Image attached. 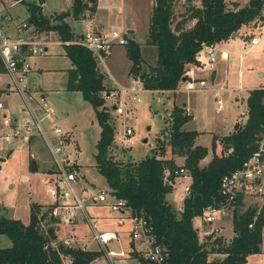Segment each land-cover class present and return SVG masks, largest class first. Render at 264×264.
Returning a JSON list of instances; mask_svg holds the SVG:
<instances>
[{"label": "trees", "instance_id": "obj_1", "mask_svg": "<svg viewBox=\"0 0 264 264\" xmlns=\"http://www.w3.org/2000/svg\"><path fill=\"white\" fill-rule=\"evenodd\" d=\"M26 3L28 22L37 31L54 30L62 40L65 54L72 67L67 70L66 89L80 91L82 98L95 111L100 134L95 145L96 169L107 183L110 196L121 198L135 215L144 216L152 226L159 243L165 246L172 264H245L249 255L261 252L264 233V198L260 205L238 209L242 195L232 210L234 235L229 242L217 237L212 244L201 243L193 219L202 215L208 206L218 207L223 199L219 193L222 176L241 168L264 143V87L253 88L247 97V117L232 133L212 136L211 160L201 166L208 148L196 144L197 131L183 129L191 119L185 106L175 104L170 114L167 137L152 155L126 164L110 157L114 149L115 128L103 93L105 74L99 70L97 58L83 45L73 43V33L66 16L78 18L86 10L93 12L97 0H72L68 10L53 16L42 12V0H18ZM186 10L174 21L177 0H154L146 45H153L156 60L143 64L140 44L127 39L125 53L131 66L129 76L138 79L146 91H176L183 84L184 72L205 46H214L229 38L242 25L257 21L264 10V0H248L239 6L234 0H184ZM194 1L197 2L194 3ZM231 1V2H229ZM193 20L192 25L186 23ZM173 22L174 25H173ZM222 146L220 155L214 153L216 144ZM170 148L173 157L165 159ZM264 154V151H262ZM174 157H183L181 167L191 179L182 211L178 212L167 201L179 169ZM2 160H0L1 162ZM78 170V166L74 165ZM57 204L30 205L27 225L19 219L0 218V235L11 242L0 247V264H91L103 251L63 245L58 241L60 217L53 215ZM43 221L45 224H43ZM45 228H43V226ZM217 234V233H216ZM210 239V236L208 237ZM217 253L220 259H209Z\"/></svg>", "mask_w": 264, "mask_h": 264}, {"label": "rangeland", "instance_id": "obj_2", "mask_svg": "<svg viewBox=\"0 0 264 264\" xmlns=\"http://www.w3.org/2000/svg\"><path fill=\"white\" fill-rule=\"evenodd\" d=\"M43 1V0H42ZM131 1L130 4L133 6L134 17L136 22L139 24V28L142 31L145 29V23L147 22L148 13H152L151 8L153 7L154 0H126ZM231 2V1H229ZM71 0H44L42 11L46 15H50L54 12H60L61 9H67L71 6ZM194 3L197 4L196 1ZM8 5H13L9 8V11L15 17L14 19L19 22L27 20L28 10L26 3L23 2H10ZM186 10V3L184 0H177L174 5V21L176 22L182 16L185 17L183 13ZM12 17V18H13ZM66 21L70 24L71 30L76 35L78 31L85 27V21L79 18H73L72 15L65 17ZM173 22V25L174 23ZM257 23L255 24L258 30H256L257 35L261 36L260 47L264 46V24L261 22L260 16L258 17ZM189 22L186 23V25ZM254 29L252 26L251 31ZM118 48L115 50V55L112 61H101L99 63L102 71H105L107 76V81H105L106 93H108L105 104L108 105L111 114V123L113 124L114 131V145L117 147L110 151V157L117 162L126 164L128 162L133 163L134 161H140L152 155L154 149L159 144L158 140L161 141L166 138L168 134V128L170 125V114L173 109V103L183 104L182 102L189 103V105H194L193 113L195 119H190L186 127L189 130H207L213 131L215 133L225 134L228 130L235 127L236 123L238 125L244 124V111L247 107V96L249 89L252 85L244 81L243 84L248 88L240 89L236 94L238 99L231 100L229 94L225 93L223 95V108L221 110L216 109V103L214 101V95L208 92L193 93V92H183L177 93L174 96L171 92H166L164 95L158 92H151L143 90L140 82H136L135 86L138 87V93H129L123 91L124 89H129L132 86L130 82V77L128 76V70L126 67L129 64L125 54L122 52L123 45H117ZM114 46V45H113ZM264 49V48H263ZM62 45L55 47L50 46L49 51H46V56H33L30 58V63L36 64L42 72L35 71L34 77L26 78V85L30 87L31 90L38 95H41V90H37L40 86L44 90L43 94H47V100L51 107L54 108L56 116V124L63 128L66 132V136L69 137L68 131L72 132L70 141H67L64 145L63 156L69 159L70 163L78 165V181L76 187L78 190L83 188V191L98 193L99 190H104L108 192L107 183L102 175L96 169V162L94 154L96 152L95 145L97 143L98 136L100 134V125L97 123L96 114L92 106H90L83 98L82 94L76 91H71L65 89L66 73L56 70L57 68L67 67L70 64L68 57L62 53ZM155 50L151 47H144L142 49V57L144 59L143 64L152 65L155 63ZM245 55V52H243ZM248 57V56H247ZM264 57V50L259 52H253L251 58L261 60ZM249 58V57H248ZM127 63V64H126ZM199 74L202 69H198ZM231 79L228 85L232 87H239L237 83V71L232 69ZM235 72V74H234ZM43 73V74H42ZM4 79V78H3ZM40 84H33V83ZM116 83L114 89L109 86V83ZM114 91L118 96L114 95ZM235 94V95H236ZM139 99L138 101L136 99ZM6 99V98H4ZM120 102L125 110L124 114H117L113 107L115 103ZM8 114L18 117L19 122H25L28 118V114L21 113L23 103L20 100L18 94L13 95L10 100H8ZM242 115V116H241ZM59 118H63V121H59ZM240 118V119H239ZM239 119V120H238ZM48 127V126H47ZM129 129L132 134L127 138L124 137L122 142L115 140L116 136L125 135V131ZM165 134V135H164ZM38 137V136H37ZM51 137V135H50ZM160 137V138H159ZM163 137V138H162ZM31 147L33 149L32 153L36 154L37 170L33 169V164L29 166V157L26 166L21 163V158L24 151L29 149L27 140L20 138H13L9 143L0 140V156H5L9 149H13L14 154L8 166V169L0 176V201L4 205L11 209L13 212L8 211V215L12 213L20 217L21 221L24 223L29 222V205L32 203L47 204L56 203L59 208L55 209L58 217L65 218L68 216L70 211L73 209L62 208L63 199L61 196L51 194V190H55L56 186L53 182L52 171L45 172L46 168L53 166L54 160L51 157L49 146L40 137L37 140L32 141ZM206 144L210 146L211 138L209 133H205L200 140V144ZM28 152V151H27ZM214 153L217 154L214 150ZM219 153V152H218ZM39 157V158H38ZM75 167V166H74ZM77 169V168H76ZM52 179V181H51ZM175 184L168 195V200L172 207L179 211L184 197L186 196L183 187L189 181L188 179L182 180L179 177L176 178ZM66 187L65 183L60 185V190ZM109 193V192H108ZM109 196H107L108 199ZM247 199V203L261 202L263 197L250 195ZM72 201V199H69ZM108 202L113 201L108 199ZM102 208V209H100ZM86 210L88 214L96 220L95 223L99 230L105 229L102 225L105 221L112 220L109 214V210L105 207H90L88 206ZM84 215V213H83ZM76 215L74 226L62 227L61 238H74L77 241L72 243L77 247L85 248L88 246L89 250H100L101 246L97 245L93 240V231L90 228L85 215ZM110 218H106L109 217ZM4 217H8L7 214ZM106 219H105V218ZM85 218V219H84ZM98 220H97V219ZM230 223V217L227 218ZM115 221V220H113ZM200 222V217L193 220L195 224ZM47 221H43V224ZM66 223V222H65ZM220 228L217 229V234L209 236H203L202 233L198 231L199 241L201 243L208 242L212 244L213 239L220 237L225 240L229 239V224L224 222L218 223ZM43 226V225H42ZM209 227V225H207ZM123 227V233L121 236L122 247L125 250L128 249V234L126 232L129 229V222L125 220ZM119 227V228H120ZM43 228H45L43 226ZM213 228V227H212ZM58 229V228H57ZM125 231V232H124ZM68 235V236H67ZM5 240L6 243H4ZM65 240V239H63ZM63 240H60L61 243ZM59 241V240H58ZM84 243H79L83 242ZM87 243V245L85 244ZM11 245L8 237L0 235V247L5 248ZM108 249L113 251H118L121 246L118 242H110L108 244ZM220 259L221 256L214 253L209 256V259ZM69 261L68 258H64V263ZM91 264H111L108 257L103 251L102 255L91 262ZM133 264V263H129ZM245 264H264V253H257L248 256V260Z\"/></svg>", "mask_w": 264, "mask_h": 264}, {"label": "built area", "instance_id": "obj_3", "mask_svg": "<svg viewBox=\"0 0 264 264\" xmlns=\"http://www.w3.org/2000/svg\"><path fill=\"white\" fill-rule=\"evenodd\" d=\"M261 22L264 24V10ZM82 35L79 43L88 49L98 61L101 60L102 54L110 50L113 45H125L127 43L126 34L117 29H113L107 34L87 30ZM257 41V35H252L249 39L251 46ZM48 44V39L40 36L35 27L29 24L27 20L19 22L9 16L6 13L3 0H0V140L9 143L13 138L28 140L29 137L38 135L48 144L51 157L54 160L53 182L56 189L53 190V194L62 197L61 206L63 209H73L68 216L61 217L62 221L70 223L76 215H83L84 213L90 228H92L94 240L102 247L101 250L105 252L111 264H129L130 262L133 264H172L171 260L168 259L167 249L158 242L152 226L149 225L144 216L133 214L125 200L113 198L112 202H107L109 193L104 190H99L98 193H84L82 188L81 190L77 189L78 171L74 167L75 164L70 163L69 159L63 156L64 145L68 139L66 132L56 124V113L50 103L26 85V78L31 70L30 58L43 55ZM217 51L214 46H205L200 50L196 57L197 64H191L184 72L183 86H185L186 91L201 92L207 89L206 80L199 78L196 70L202 65L212 63L216 59ZM11 93L18 94L23 103L22 112L28 114L25 122H19L18 117L8 114L9 108L6 99ZM114 95L118 96L115 91ZM215 103L218 110L223 107L220 96ZM114 110L117 114L125 113L120 102L114 104ZM186 114L190 115V112L187 110ZM131 134V130L127 129L125 135H118L115 140L122 142L124 137L128 138ZM262 151L264 150L261 147L244 162L241 168L222 176L219 193L223 199L220 206H208L204 209L202 215L199 216L203 227L210 226L222 215L232 212L238 197L243 194L264 198V154ZM173 173L177 178L189 180L183 187L186 195L189 194L191 177L187 169L180 166ZM64 183L66 187L60 190V185ZM88 206L107 207L108 210L117 215L116 226H123L125 220L129 222L127 250L121 246L116 232L97 228L96 220L86 210ZM57 208L59 207L57 206L52 210L54 216H58L54 211ZM217 231L216 228H211L204 229L201 233L203 236H210L216 234ZM73 241L77 240L65 238L62 244L77 247L72 243ZM110 242H118L121 248L118 251L109 250L108 244Z\"/></svg>", "mask_w": 264, "mask_h": 264}, {"label": "crops", "instance_id": "obj_4", "mask_svg": "<svg viewBox=\"0 0 264 264\" xmlns=\"http://www.w3.org/2000/svg\"><path fill=\"white\" fill-rule=\"evenodd\" d=\"M12 1L15 2V3L16 2L17 3L21 2V1H18V0H12ZM234 1H237L238 5L241 6V5L246 4L248 0H234ZM8 2H10V0H3V3L5 5L6 13L9 16L13 17L11 12L9 11V8L12 7L13 5H8L7 4ZM130 2L131 1L127 2L126 0H97L96 8H95V10L93 12H91L90 10H86L82 14V16L78 17L79 19H83L85 21V27L83 29H81L80 31H78V33L76 35H74V33L72 32L73 36H74V38L72 40L73 43H78L79 39L82 38V36H83L82 34L85 31H87V30H93V31H98L100 33L107 34V33H110L113 29H117V30H120V31L124 32L126 34V36H127V39L132 37L136 41H138V43L140 44V52L142 51V49L144 47H147V48L151 47V50H152V48L155 50V47L153 45H149V44L146 45V41H147V37H148V34H147L148 33V27H149V23H150V20H151L150 13H148V15H147L148 18H147V22L145 23V29L142 31V29L139 28V24L136 22V18L134 17V11L135 10L133 9V6H131ZM43 3H44V0L42 1V4H41L42 8H43ZM72 3H73V1H72ZM72 3H71V6H72ZM71 6L69 8H67V9H61L60 11L68 10V9L71 8ZM152 8H151V10H152ZM57 13H60V12H54V13H51L50 15H47V16L51 17V16H53L54 14H57ZM13 18H15V17H13ZM27 21H28V19H27ZM188 22H189V24H187V26H190V25H192L193 20H190ZM256 23H257L256 21H251L250 23L244 24L238 30V35H234V37L230 36L227 39L219 41V43H217V45H214L215 49L218 50L217 51V55H216V59L210 64L202 65L200 67L202 69L200 74H199V70L198 69L196 70L197 71V76L199 78H204L206 80V82H207V85H208L207 89L203 90L201 92L212 93L214 95V101H216V99L220 96L221 99H222V102H223V95L225 93H227L230 96H232V97H230L231 100L238 99V97H237L238 95L236 94V92H238L239 88L240 89L248 88V87H246L245 84H243L244 81H247L248 84L252 85V87L249 89V92L251 90H253V88L264 87V57L261 58V60H259V58H257V59L251 58V55H252L253 52L261 53V51L264 50L263 49L264 46H262V47L259 46V44L261 43V39L262 38H261V36L257 35L256 30H258L259 28L255 27ZM252 26H254V29L251 31ZM38 32H39L40 36H44V37H46L48 39V41H49V44L47 46V50L48 51H49V47L50 46L55 47V46H58V45L59 46L62 45V47H63L62 40L60 39V36H58L56 31H54V30L44 31L43 30V31H38ZM252 35H257L258 36V41H257L256 44L251 46L250 43H249V39L252 37ZM123 47H124V49H123L122 52L125 54V56L127 58V55L125 53V45H123ZM116 48H118V46L114 45L112 48H110V50H108L107 52L102 54V58H101L100 61L97 60L98 67H99L100 71H102L101 70L102 68H100L99 63L101 61H103V62L106 61V63H108V61H112L113 58H114V55H115L114 52L116 51L115 50ZM243 52H245V55L243 54ZM45 53H43V55H41V56H46ZM62 53L66 57H68L65 54L64 47H63ZM155 55H156V53H155ZM127 60H128V58H127ZM155 60H156V58H155ZM128 62H129V64L126 63L128 65L126 67V69L128 70L127 73H128V76H129V68L131 66V61L128 60ZM71 67H72V65H71V61H70L69 66L61 67V68H57L56 69L58 71L62 70L63 72L66 73L65 89H66V84H67V80H68V72H67V70L70 69ZM232 69L233 70L236 69V71H237V83H238L239 87H237V86L236 87H232L231 85H228V82L231 79V74L233 73ZM36 70H37V72H39V71L42 72V70L36 64H34V67L31 64V70H30L29 74L27 75V77H29V78L34 77ZM102 72L105 74V80H104V85H105V81H107L108 74L105 71H102ZM234 74H235V72H234ZM130 80H131L130 82L132 83L131 88L124 89L123 91L129 92V93L133 92L134 94L138 93L139 89H138V87L135 86V84H136L137 81L138 82H140V81L138 79H134L133 77H130ZM33 84H40V83L38 81V83H33ZM115 84H116L115 82H114V84L113 83H109V86L112 89H114ZM38 87L39 88L37 90H41V92H40L41 93V97H43V98H45L47 100V98H46L47 94H45V93L43 94L44 90H42L39 85H38ZM141 87H142V85H141ZM184 87L185 86H183V84H182L179 87L180 89L176 90V91H171V90H166V91H151V90H149V91L158 92V93H160L162 95H164L166 92H171L173 94V96H174V99H175V97L177 96V93L188 92V91H186L184 89ZM105 88H106V86H105ZM142 89L145 90L143 87H142ZM32 91H34V90H32ZM76 92H78V91H76ZM201 92H193V93H201ZM13 95H15V93H11L9 95V97H7V99H6L7 103H8V100H10V98ZM103 95H104L105 101H106V98L109 97V96H107L108 93H106V91H105L103 93ZM248 95H249V93H248ZM182 103L183 104L182 105L179 104V106H185L186 111L188 110L190 112L191 119H195V116H194V113H193V109H195L194 105H189V103H186V102H182ZM173 104L175 105V102ZM223 104H224V102H223ZM112 109L114 111V107ZM216 109H217V105H216ZM221 109H219V110H221ZM245 110L246 111H244V113H245L244 114V120L246 121L247 107H246ZM21 113H23L22 109H21ZM63 120H64L63 118L62 119L59 118V121H63ZM189 122L190 121H188V122H186L184 124L183 129H185L187 131H191V130L187 129V127H186L187 123H189ZM237 126H238V124L236 123L235 127L233 129H231V130H228L225 134H222V133L218 134V133H215L213 131H207V130H203V129L202 130H194V131L198 132V135L196 137V144L200 145V146L203 145V146L208 148V154L203 159V161H201V163H200L201 166L207 164L212 158V155H211L212 154L211 153V144H212V139H213L212 136H218L219 137L221 135L230 134L234 130H236ZM207 132L209 133L210 138H211L210 146H208L206 144H203V143L200 144V140L202 139V136L205 133H207ZM68 134H69L68 135L69 137H68L67 141H70L72 132L68 131ZM37 136L38 135H33V136L28 138V140H27L28 145H29V149L27 150L28 152L24 151L23 155H22V158H21V163L24 166H26V163H27V160H25V158L28 159V157H29V160H30L29 166H31V162L32 161L35 162V164H33L36 167L35 170H37L38 165H37V161H36V154L34 155L32 153L31 149H33V148L31 147V145L33 143L32 141H35V140L38 139L39 136L38 137ZM166 137H167V135H166ZM263 145H264V143H263ZM116 147L117 146L114 145V149ZM221 149H222L221 144L217 143L216 144V148H215V152L217 153V155H220ZM13 151L14 150L11 148V149H9L7 151L5 156H0V160H2L0 162V176H2L4 174V172L8 169L9 163L11 161L10 160L11 158H9V157H12V155L14 154ZM171 157H173V156L171 155V151H170V148H169L167 150L165 159H168V158H171ZM174 159H175V162H176V164L178 166H182L183 165V162H184V158L183 157H174ZM75 165H77V163ZM53 170H54V167L51 166V167L46 168V170H44V171L45 172L47 171L49 173L52 171V173H53ZM52 179H51V181H52ZM263 181H264V179H263ZM173 184H175V181L173 182ZM108 192H109V190H108ZM84 193H88V192L84 191ZM51 194H53V189L51 190ZM54 195L55 194H53V196ZM108 196H109L108 199H110V200L112 199L113 200V197L110 196V192H109ZM249 196L250 195H247V194H243L242 195V200H241V202L239 203V205L237 207L238 209L243 211V210H246L249 206L260 205L263 202V200H262L261 202H255V203H252V204L251 203H247V199L246 198H248ZM185 197H184V199H185ZM167 201H168V203H170L169 200H168V196H167ZM183 201L181 203V206L179 207L180 209H179L178 212L182 211V209H183L182 208ZM36 204H39V203H36ZM49 204H53V203L39 204V205L47 206ZM30 205H29V208H30ZM99 207H97V208H99ZM101 207H103V206H101ZM105 208H107V207H105ZM100 209H102V208H100ZM8 211L13 212L11 209L7 208L2 201H0V218L4 217V215L7 214L8 217H4V218L19 219L21 221L20 217H18L17 215L15 216L13 213H12V215L9 216L8 215V213H9ZM28 212H29V210H28ZM109 214H110V216H113V217H111L112 220L105 221L102 226L105 227V229H107V230L116 232V234L119 237L120 244H122L121 236H122V233H123V227L115 225V221H113V220L116 219L117 215L113 214L110 210H109ZM110 216L106 217V218H110ZM228 217H230V223L227 220ZM195 218H197V217H195ZM60 220L61 221H60L59 226L57 227L58 230L56 232L59 241L67 238L65 236V238L60 239L61 238L60 234H61V231H62V227L65 228V226H74L76 218L70 223H64L62 221V219H60ZM29 221H30V212H29ZM231 221H232V212H229L227 215H222L219 220L214 221L209 227L208 226H204L203 227L201 225V221L200 222L198 221L197 224H195L194 222H192V223H193L194 227L199 230L200 233L202 231H204V229H211L212 227L219 229L220 226H219L218 223H220V222L221 223L224 222V224L228 223L229 226H230L229 230H231V234H229V239L225 240V242L228 243L229 240L234 235ZM22 223L27 225L29 222L28 223L22 222ZM72 224H74V225H72ZM129 230H130V227H129L128 231L126 232V234H128V239H129ZM93 240H94V238H93ZM2 241H4V243H6L5 240H2ZM262 241L263 242H262V246H261V252H259L261 254L264 253V233H263ZM79 243L83 244L84 241L83 242H79ZM85 244L87 245V243H85ZM83 247L85 248V246H83ZM83 247H80V248H83ZM86 248H88V246Z\"/></svg>", "mask_w": 264, "mask_h": 264}, {"label": "water", "instance_id": "obj_5", "mask_svg": "<svg viewBox=\"0 0 264 264\" xmlns=\"http://www.w3.org/2000/svg\"><path fill=\"white\" fill-rule=\"evenodd\" d=\"M234 35H238V32L235 31L231 36L234 37ZM237 127H236V129H237ZM262 148L264 150V145L262 146ZM35 168H36L35 165H33V169H35Z\"/></svg>", "mask_w": 264, "mask_h": 264}]
</instances>
